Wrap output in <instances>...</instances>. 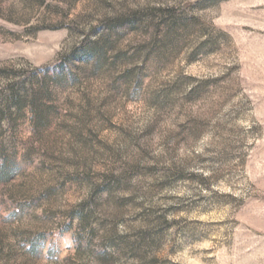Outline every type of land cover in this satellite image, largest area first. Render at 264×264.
<instances>
[{
    "label": "rangeland",
    "instance_id": "374dc122",
    "mask_svg": "<svg viewBox=\"0 0 264 264\" xmlns=\"http://www.w3.org/2000/svg\"><path fill=\"white\" fill-rule=\"evenodd\" d=\"M0 264H264V0H0Z\"/></svg>",
    "mask_w": 264,
    "mask_h": 264
}]
</instances>
